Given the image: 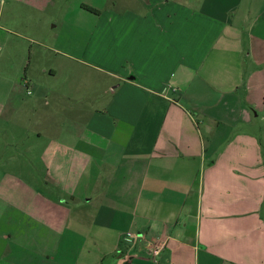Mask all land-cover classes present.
Instances as JSON below:
<instances>
[{"label": "crops", "instance_id": "0c3cea01", "mask_svg": "<svg viewBox=\"0 0 264 264\" xmlns=\"http://www.w3.org/2000/svg\"><path fill=\"white\" fill-rule=\"evenodd\" d=\"M66 15L39 42L99 82L16 100L9 120L34 124L16 149L26 171L0 161V264H264V0H85ZM29 73L6 99L34 94Z\"/></svg>", "mask_w": 264, "mask_h": 264}, {"label": "rangeland", "instance_id": "374dc122", "mask_svg": "<svg viewBox=\"0 0 264 264\" xmlns=\"http://www.w3.org/2000/svg\"><path fill=\"white\" fill-rule=\"evenodd\" d=\"M83 1L85 2V0H58L56 6L50 7L45 12L22 4L16 0H0V161L9 160L7 156L15 153L17 159L15 162H10V164H12L11 169L15 172H19L20 170L26 171L19 167L21 156H19V152H16V149H23L28 143L27 137L28 134L31 133L34 124L21 114H18V116L16 115V120H9V114H13L14 107L16 108V106H18L16 100L22 101L21 96L25 97V102L34 100L38 93H43L45 91L44 89L41 90L37 88L39 84L41 88L44 87V82H46L49 87L53 84L54 86L55 84L64 85L67 90L78 84H98L99 82L97 77H90L89 74H87L88 72H83L80 64L74 63V61L69 59L64 53L56 54L49 49H45L46 46L44 43H50L51 45V42H39L42 41L41 39H43L44 36L40 24L41 22L46 18L48 19V17H62L63 14L66 15L65 12L67 10L68 14L66 16L70 19L75 6L78 7ZM96 2H99V0H96ZM65 30L66 28L62 29V27H59L54 29L53 32H60L63 34ZM61 49L69 53V50L63 46H61ZM31 51L34 53V60L32 59ZM37 56L41 58H37ZM23 59L27 60L26 65L28 66L27 71L30 70L29 75L35 73L37 77L33 79L36 81L35 92L33 95H27L26 89H24L25 86L23 85L21 87V94L20 90L18 91L16 88L13 90L10 100H8L6 99V95L9 90H11L10 86L12 82L17 79L18 75L22 78L27 73L25 68L23 70L21 69V62ZM49 63H58L63 67L61 68L60 66L61 74L54 80L52 78L50 80L46 79L43 77L44 74L41 73L42 67ZM31 91H33V87ZM79 95H81L80 91ZM242 126L247 127L244 125ZM247 128L259 131L260 127ZM14 135H16L15 137L17 139L14 138ZM22 135L24 138H21ZM30 139L35 138L31 136ZM11 169H0V181L3 178H7L6 173L12 171ZM33 169L35 177L38 178L37 176H40L42 172V166L36 164V168ZM4 211V206L0 204V231L4 230L6 226Z\"/></svg>", "mask_w": 264, "mask_h": 264}, {"label": "built area", "instance_id": "2783aa9c", "mask_svg": "<svg viewBox=\"0 0 264 264\" xmlns=\"http://www.w3.org/2000/svg\"><path fill=\"white\" fill-rule=\"evenodd\" d=\"M127 238L129 240L136 241L137 240V235L134 234V233H129ZM150 249H151L150 250L151 256L156 258L161 253V251L164 249V243H157V244L153 245Z\"/></svg>", "mask_w": 264, "mask_h": 264}, {"label": "trees", "instance_id": "16d2710c", "mask_svg": "<svg viewBox=\"0 0 264 264\" xmlns=\"http://www.w3.org/2000/svg\"><path fill=\"white\" fill-rule=\"evenodd\" d=\"M90 10L94 11V9L90 8Z\"/></svg>", "mask_w": 264, "mask_h": 264}]
</instances>
